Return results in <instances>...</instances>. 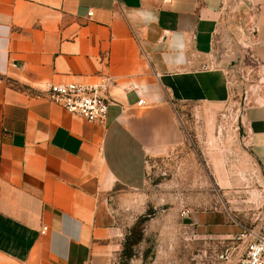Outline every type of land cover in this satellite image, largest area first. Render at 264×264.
Returning <instances> with one entry per match:
<instances>
[{
  "label": "crops",
  "instance_id": "crops-1",
  "mask_svg": "<svg viewBox=\"0 0 264 264\" xmlns=\"http://www.w3.org/2000/svg\"><path fill=\"white\" fill-rule=\"evenodd\" d=\"M264 65V0H247ZM224 0H0V264H115L122 211L148 158L183 137L177 106L223 104ZM92 11V16L89 12ZM112 79L103 123L50 102L47 82ZM136 84L138 91H127ZM243 110L264 184V85ZM143 98L145 104L138 106ZM227 234L221 213L197 220Z\"/></svg>",
  "mask_w": 264,
  "mask_h": 264
},
{
  "label": "rangeland",
  "instance_id": "rangeland-1",
  "mask_svg": "<svg viewBox=\"0 0 264 264\" xmlns=\"http://www.w3.org/2000/svg\"><path fill=\"white\" fill-rule=\"evenodd\" d=\"M223 13L214 65L228 74L232 96L218 105L177 106L183 137L149 156L147 183L132 196L133 208L122 211L124 241L115 264H232L218 254L234 247L240 256L235 236L258 226L264 213L262 174L242 122L243 93L261 74L251 52V11L247 0H224ZM212 212L231 231L200 228L198 218Z\"/></svg>",
  "mask_w": 264,
  "mask_h": 264
},
{
  "label": "built area",
  "instance_id": "built-area-1",
  "mask_svg": "<svg viewBox=\"0 0 264 264\" xmlns=\"http://www.w3.org/2000/svg\"><path fill=\"white\" fill-rule=\"evenodd\" d=\"M93 12H89L92 16ZM251 34L253 30H251ZM252 45V38H251ZM260 77L257 84L246 90L244 95V108L249 104V96L256 95L260 86L264 85V65H260ZM112 79L102 77L97 82H47L45 93L48 100L67 112L80 116L83 119L103 123L108 114L109 98L107 96L108 88ZM128 91H138L136 84H131L126 88ZM250 94V95H249ZM145 100L141 98L137 105L142 106ZM250 143V140H249ZM251 145V143H250ZM235 240L240 242L242 253L235 255L237 248H226L225 251L218 254L220 261H230L232 264H264V213L260 218L258 226H245L235 236ZM235 255V258L233 256Z\"/></svg>",
  "mask_w": 264,
  "mask_h": 264
}]
</instances>
